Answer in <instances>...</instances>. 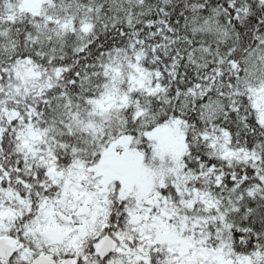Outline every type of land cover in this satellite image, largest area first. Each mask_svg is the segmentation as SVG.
Masks as SVG:
<instances>
[{
  "label": "snow or ice",
  "instance_id": "obj_1",
  "mask_svg": "<svg viewBox=\"0 0 264 264\" xmlns=\"http://www.w3.org/2000/svg\"><path fill=\"white\" fill-rule=\"evenodd\" d=\"M0 264H264V0H0Z\"/></svg>",
  "mask_w": 264,
  "mask_h": 264
}]
</instances>
